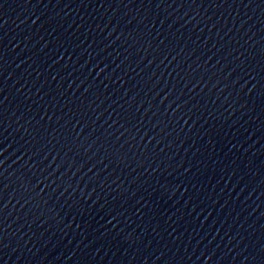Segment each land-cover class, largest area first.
I'll return each mask as SVG.
<instances>
[{"label": "water", "instance_id": "water-1", "mask_svg": "<svg viewBox=\"0 0 264 264\" xmlns=\"http://www.w3.org/2000/svg\"><path fill=\"white\" fill-rule=\"evenodd\" d=\"M0 264H264V0H0Z\"/></svg>", "mask_w": 264, "mask_h": 264}]
</instances>
